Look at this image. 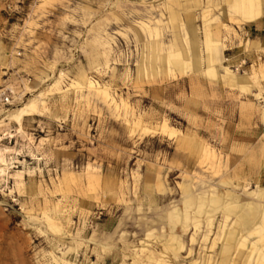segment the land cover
Instances as JSON below:
<instances>
[{"label": "rangeland", "instance_id": "1", "mask_svg": "<svg viewBox=\"0 0 264 264\" xmlns=\"http://www.w3.org/2000/svg\"><path fill=\"white\" fill-rule=\"evenodd\" d=\"M161 1L0 0V264H61L54 257L60 255L56 245L67 251L64 259L77 264H132L133 242L145 234L146 250L155 253L170 236L183 243L177 260L170 250L163 255L169 264H207L210 243L202 241L207 229L201 222L189 241L193 219L183 225V196L193 218L199 197L215 185V222L222 203L242 196L240 188H256L264 167V102L192 71L150 70V61L141 60L148 40L138 34V20L160 18L151 7ZM179 1L174 7L180 18L187 20L188 13L200 25V6ZM222 20L236 30L216 32L226 45L223 63L258 74L264 69V20L241 29L225 15ZM162 32L160 40L168 41V24ZM196 36L203 38L201 30ZM90 39L108 47L107 66L97 64L102 47L90 45ZM249 39L254 43L245 44ZM141 61L145 75L136 74ZM58 69L67 79L94 78L108 97L85 87L68 90L65 83L63 90L48 91ZM40 92L45 109L25 117L21 127L6 117ZM138 119L143 126L133 127ZM164 120L190 136V143L162 132ZM201 145L213 151L215 173L209 161L199 162ZM204 203L203 210L212 207ZM44 215L60 226L58 233L46 227Z\"/></svg>", "mask_w": 264, "mask_h": 264}, {"label": "bare ground", "instance_id": "2", "mask_svg": "<svg viewBox=\"0 0 264 264\" xmlns=\"http://www.w3.org/2000/svg\"><path fill=\"white\" fill-rule=\"evenodd\" d=\"M176 3L180 4V1L163 0L158 2L151 8L158 9L160 18L149 17L138 20L137 32L138 34L140 32L144 33L146 40H148L143 46L147 49L148 53H146V55L141 53V60L150 61V66L148 65L150 70L158 71L164 68L166 72H177L179 74L185 71H192L213 82L218 81L231 88H237L241 92L250 94L254 96L255 99L264 102V95H262L264 87L260 84L259 78V74L264 78V69H261L257 74L255 71L250 73L246 71L238 72L231 69L228 65H225L223 63L222 52L226 49V45L223 39L216 35V32L220 31L222 28L234 32L236 31L233 28L230 29L222 20L223 15H225L228 20H234L240 29L245 24L258 23L264 18V0H184L185 4L192 3L200 6V25L193 23L191 21V15L188 13L186 14L187 20H182L174 7ZM222 4L226 6L225 9ZM163 15L166 17L165 20L161 18ZM194 18L195 16L193 19ZM162 24H168L171 29V38L168 41L160 40V37H163ZM197 30H201L202 32L203 38L201 40H198L196 36ZM88 42L90 45L92 43L95 48L102 47L100 50L101 52L98 53V55L102 57V60L97 62V64L103 63L104 66H107L109 56L108 47L101 46L95 39H90ZM252 42L254 43V41L249 39L245 44ZM241 63H244V60H242ZM145 71L146 64L141 61L136 67V74L145 75ZM81 80L82 82L74 79H67L64 70L58 69L57 76L51 80L47 90H63L62 84L65 83L64 87L68 90L73 88L76 91H81L85 87L101 92L104 99L108 97L106 87L98 84L94 78L84 75L81 77ZM24 89L30 92V87L25 86ZM65 93L66 92H63L62 96L65 95ZM43 95L44 92H40L38 95L32 96L20 106L9 111L6 117L16 122L18 126L21 127L22 120L25 117L40 113V108L45 109ZM17 97H21V95ZM79 97L83 98V94L79 93ZM110 101L113 102L112 99H110ZM260 115L261 121L264 123V105L260 107ZM141 125V120L138 119L137 121H133V127ZM160 127L162 132L170 136H175L178 143L183 145H188L190 143V136L183 133L180 134L171 127H168L165 120ZM198 151V153H200L199 162L201 163L205 160L209 161L210 169H212V173H215V168L218 166V163L214 159L213 151L209 147L203 145L200 146ZM6 169L7 165L3 163L1 170L5 171ZM255 181V189L248 192L242 187L240 188L242 189L241 197L238 199L236 198V200L234 197L233 199L229 198L232 200H227L225 203H222L221 218L215 222L213 220L217 207H215V205L219 201V197L215 193V189H217L215 185L211 184L208 186L207 191H209V194L207 197L204 193L199 197L198 205L193 207V218L189 216V211L187 210L191 207L188 197L183 196L182 205H184V210L180 213L183 225H187L189 221L193 219L189 241L193 242L195 240L201 222L207 229V232L202 235V241L208 240L210 243L207 264L210 263L211 259L216 261L215 264H264V167L259 170L258 175L255 177ZM158 184H160V182H158ZM206 200L212 204V207L203 210V205ZM238 207H240V214L235 216V219H228L229 212ZM201 212L204 214L202 219L199 218ZM255 216H258L257 220L251 223V219ZM28 217L30 218V216ZM43 219L46 227L50 231L54 233L59 232L60 226L53 223L47 215H44ZM240 222L244 227L237 229L236 226ZM187 228L188 227H186V229ZM145 235L144 238L140 237L139 240L133 242L137 248L133 250L134 260L132 264H169L163 255L168 254L170 250L173 258L177 260L179 255L177 256L176 251L184 248L183 243L179 239L170 236L167 240L169 243L163 246L160 252H151L148 249L146 250L144 245V240L147 238L148 234ZM142 239L144 242H142ZM55 248L60 255L54 256L53 252L51 254L56 260L58 259L61 264H77L74 261L70 262L64 259L63 256L67 251H62V248L57 245ZM104 249H107V247H104ZM190 252L191 249H186V253L189 254Z\"/></svg>", "mask_w": 264, "mask_h": 264}, {"label": "crops", "instance_id": "3", "mask_svg": "<svg viewBox=\"0 0 264 264\" xmlns=\"http://www.w3.org/2000/svg\"><path fill=\"white\" fill-rule=\"evenodd\" d=\"M262 20H264V18H262V19L258 22L259 25L262 23ZM255 25H256V24H255ZM255 37H256V39L259 40V42H261V41H260V38H259L258 36H255ZM261 40L264 41V37H261ZM261 43H262V42H261ZM225 50H226V49L223 50L222 55H223L224 61H227L228 59H227L226 56H225Z\"/></svg>", "mask_w": 264, "mask_h": 264}, {"label": "built area", "instance_id": "4", "mask_svg": "<svg viewBox=\"0 0 264 264\" xmlns=\"http://www.w3.org/2000/svg\"><path fill=\"white\" fill-rule=\"evenodd\" d=\"M245 63V62H244ZM243 64V63H242Z\"/></svg>", "mask_w": 264, "mask_h": 264}]
</instances>
